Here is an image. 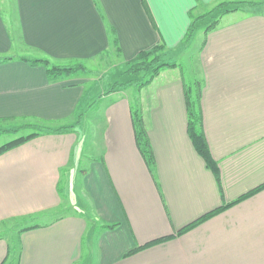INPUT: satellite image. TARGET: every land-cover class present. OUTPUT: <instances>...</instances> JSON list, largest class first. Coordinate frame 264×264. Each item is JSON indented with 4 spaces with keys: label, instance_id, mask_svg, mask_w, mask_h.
Listing matches in <instances>:
<instances>
[{
    "label": "crops",
    "instance_id": "obj_1",
    "mask_svg": "<svg viewBox=\"0 0 264 264\" xmlns=\"http://www.w3.org/2000/svg\"><path fill=\"white\" fill-rule=\"evenodd\" d=\"M240 1L258 5L222 17L199 53L204 131L222 190L189 138L181 67L163 70L138 94H105L99 79L89 86L86 73L51 82L43 66L24 61L85 65L114 54L126 63L161 44L181 55L191 14ZM258 8L264 0H0V59L12 58L0 63V122L57 128L99 103L98 157L82 174L95 220L118 225L101 238V264H264V190L185 235L126 257L264 184V12ZM132 94L143 105L155 178L136 144ZM77 127L0 155V222L58 207L64 173L72 190L81 170ZM86 231L77 216L25 231L19 264H77ZM8 256L9 242L0 239V264Z\"/></svg>",
    "mask_w": 264,
    "mask_h": 264
},
{
    "label": "trees",
    "instance_id": "obj_2",
    "mask_svg": "<svg viewBox=\"0 0 264 264\" xmlns=\"http://www.w3.org/2000/svg\"><path fill=\"white\" fill-rule=\"evenodd\" d=\"M256 5L258 4L253 2H244V1L221 2L216 4L208 12H206L201 16L195 17V15L191 14L192 22L184 38L183 44H185L186 46L189 45L193 41L196 34L201 30H204L206 33H209L210 31L215 29L218 26L222 17H224L225 15L235 11H243L247 7H253ZM146 10L148 11L147 7ZM111 32L115 36L114 31L111 30ZM113 46L116 48L117 51H119V46L116 38L113 39ZM10 59L12 58L10 57L1 58L0 63ZM173 59L174 56L169 52H167V49L163 44L156 46L149 51L140 52L133 60L125 63L124 71L122 73L123 77L128 76V77H133L134 79L129 81H121L114 83V85H111L109 89L105 91L106 92L105 94H111L113 92L126 89L132 84H136L139 88H143L150 85L152 81L156 77H158L164 69L179 67L174 62ZM24 61L29 63L31 66H43L47 70L51 82H56L64 77L67 78L76 75L78 73H86V74L91 73L88 70V68L82 63H74L71 65L63 66L56 64L46 58H34V59L25 58ZM203 88H204V81L202 78L195 80V82L192 85H188V86L185 85V102H186L187 115H188V135L189 138L191 139V142L195 150L202 157L207 168L213 173L220 190H222L219 165L211 153L204 131L203 113H202V105H201ZM131 113H132V123H133L137 147L146 165L148 166L149 171L151 172L152 176L155 178L156 160H155L153 147L149 138V132L145 123L144 113L141 111L139 106L135 104H133L132 106ZM77 116H79V118L77 119L76 123L71 125H64L54 128L43 121H35L34 123L32 122L24 123L20 127L8 131L13 133H19L22 130H28V129L35 130V132L33 133L19 137L1 146L0 155L42 135L61 134L75 129L81 123L84 117L82 116L81 113L77 114ZM3 121L4 122L15 121V119H8ZM263 190H264V184L251 190L247 194H244L235 202L208 212L199 219L195 220L194 222L188 224L187 226L179 230L175 235L150 241L147 244L140 246L135 250H132L126 255V257L132 256L140 251L155 247L157 245H160L162 243H165L167 241L185 235L186 233L192 231L202 223L219 215L229 207L258 194ZM43 226L37 225V226L28 227L26 229L21 230V233ZM115 226H116L115 224L106 225L105 229H114ZM0 239L2 238L0 237ZM9 255H10V245H9ZM8 257L5 259L3 264L7 263Z\"/></svg>",
    "mask_w": 264,
    "mask_h": 264
},
{
    "label": "rangeland",
    "instance_id": "obj_3",
    "mask_svg": "<svg viewBox=\"0 0 264 264\" xmlns=\"http://www.w3.org/2000/svg\"><path fill=\"white\" fill-rule=\"evenodd\" d=\"M214 6H211V8ZM257 10L261 11L262 13L264 12V8H258ZM205 33L206 32L204 30L199 31L194 37L193 41L188 45V49L186 51L180 53L181 55H179V53H175L173 60L179 67H181L184 76V83L187 86L192 85L195 80L201 79L202 77L199 63V53ZM27 51L28 53H32L29 49H27ZM33 55L38 57V54H30V56ZM58 64H64V62H59ZM85 66L93 73L88 75L85 74V76L81 74L80 76H84L91 80L89 86H93L94 82L98 83L99 79L98 86L100 87L101 91L102 89H109V87L114 85V83L134 79L133 77L122 76L125 63H122V60L114 54H109L105 57L103 56L102 58H97L93 61L86 62ZM109 77L111 78L110 80H108ZM140 89L141 88H139L136 84H132L123 90H130L129 92L135 91L138 94ZM138 98L139 95H134V104L138 105L143 112V105ZM89 101L91 102L92 100L90 99ZM98 104H95L96 107H93L91 110L89 109V112L82 114L84 117L77 127L78 132L76 131L75 134L79 140L77 149H79L78 153L80 154L79 167L81 170L72 178L73 187L71 191L69 190L70 192L68 191V174H66L67 176L65 173L63 174L59 206L51 210H47L43 214H37L28 217L9 218L3 222H0V237L2 239H7L10 245V255L6 264H19V251L21 250V230L37 225H49L66 216L83 217L87 222V231L83 237V255L82 259L77 264H84L85 261V264H101L99 252L100 241L102 236H104V234L108 231V229H105V226L114 224L105 223L100 219L95 220V212L93 208L94 203L91 201L90 195L86 191L82 174L83 169L88 168L90 158L95 159L98 157L99 149L97 144L102 138L101 134L97 135L98 130L95 129V127L99 122H102L103 117L100 111L98 112ZM78 118L79 116L75 118V121H71L76 123ZM71 121H68V123H71ZM28 122L34 123L35 121L21 119L12 122H0V147L19 137L35 132L34 129L22 130L19 133L8 132Z\"/></svg>",
    "mask_w": 264,
    "mask_h": 264
}]
</instances>
